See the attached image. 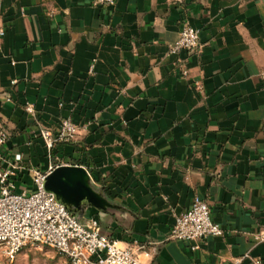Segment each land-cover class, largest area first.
Returning <instances> with one entry per match:
<instances>
[{
	"label": "crops",
	"instance_id": "crops-1",
	"mask_svg": "<svg viewBox=\"0 0 264 264\" xmlns=\"http://www.w3.org/2000/svg\"><path fill=\"white\" fill-rule=\"evenodd\" d=\"M93 1L0 0L1 152L22 155L17 191L82 166L110 206L73 214L137 240L145 264H264V0ZM184 23L200 47L173 53ZM67 117L78 133L49 149L40 128ZM195 195L225 229L197 249L169 237Z\"/></svg>",
	"mask_w": 264,
	"mask_h": 264
},
{
	"label": "built area",
	"instance_id": "built-area-1",
	"mask_svg": "<svg viewBox=\"0 0 264 264\" xmlns=\"http://www.w3.org/2000/svg\"><path fill=\"white\" fill-rule=\"evenodd\" d=\"M116 0H94L99 7L111 8ZM6 34V27L0 22V42ZM200 47V30L184 23L179 38L171 46V52L196 51ZM94 70V62L90 71ZM184 70L183 74L187 75ZM264 81V73L262 74ZM27 111L36 116L34 105L28 104ZM78 133V125L69 117L62 119L55 131L40 128V134L49 149L58 144L72 141ZM7 133L0 130V255L12 263L28 243L48 245L67 256L71 264H145L139 257L137 240L121 245L117 238L102 232L100 221L92 217L81 222L60 202L54 193L46 190V173L36 172L34 189L17 191L16 178L24 169L22 155L15 154L7 159L1 148L7 142ZM224 227L212 216L209 202L195 195L191 206L176 216L169 237L189 241L193 249L209 237L223 236ZM256 242H264V230L253 233ZM248 256V255H247ZM255 260V259H254ZM255 264H262L255 260Z\"/></svg>",
	"mask_w": 264,
	"mask_h": 264
},
{
	"label": "water",
	"instance_id": "water-1",
	"mask_svg": "<svg viewBox=\"0 0 264 264\" xmlns=\"http://www.w3.org/2000/svg\"><path fill=\"white\" fill-rule=\"evenodd\" d=\"M44 186L72 213L80 211L86 203L101 209L110 206L107 199L93 188L88 171L82 166L56 167L46 176Z\"/></svg>",
	"mask_w": 264,
	"mask_h": 264
},
{
	"label": "rangeland",
	"instance_id": "rangeland-1",
	"mask_svg": "<svg viewBox=\"0 0 264 264\" xmlns=\"http://www.w3.org/2000/svg\"><path fill=\"white\" fill-rule=\"evenodd\" d=\"M0 264H71L66 255L40 243H28L10 263L0 255Z\"/></svg>",
	"mask_w": 264,
	"mask_h": 264
}]
</instances>
